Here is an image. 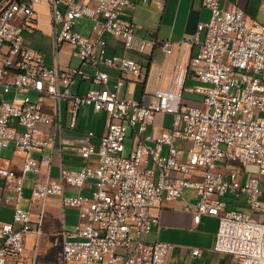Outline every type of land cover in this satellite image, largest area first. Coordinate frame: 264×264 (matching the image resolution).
I'll return each instance as SVG.
<instances>
[{
	"label": "built area",
	"instance_id": "built-area-1",
	"mask_svg": "<svg viewBox=\"0 0 264 264\" xmlns=\"http://www.w3.org/2000/svg\"><path fill=\"white\" fill-rule=\"evenodd\" d=\"M40 1L0 0V52H5L0 63V149L13 143L24 153L20 172L0 165V179L20 198L24 174L39 175L43 165L49 166V157L37 160L29 152L43 151L62 130L63 101L69 128H76L79 111L87 105L104 112L107 124L97 145L93 131L79 139L83 166L60 167L57 180L33 184L30 198L39 204L35 225L31 213L17 203L11 221H0V264L19 263L29 234L38 248L50 195H61L62 207L74 209L77 217L73 230L63 226L59 232L63 264H164L174 246L149 239L159 223L153 210L174 200L191 213L194 225L202 216L217 219L213 250L231 255L234 264H264V22L250 23L238 6L202 0L209 16L197 25L193 41L198 49L189 62L197 84L180 89L170 84L157 88L152 97L135 100L122 93L123 76L141 75V63L125 54L107 55L102 38L107 33L121 39L125 51L147 50L150 41L137 34L127 13L136 8L135 2L46 0L51 24L48 66L44 53L25 46L23 38V32L36 30L35 6ZM82 17L93 21L91 36L74 29ZM65 44L94 68L92 73L60 66ZM159 47L166 53L172 50L169 41L159 42ZM100 65L117 70L111 85ZM77 76L94 86L72 92ZM28 90L36 93L35 100L29 94L17 96ZM183 91L199 95L200 103L187 105ZM10 92L13 98L6 100ZM164 114L171 115L170 126H158L157 135L149 132ZM128 127L132 145L126 154ZM179 140L189 145L178 147ZM229 161L238 167L226 168ZM65 184L75 186L76 193L64 196ZM188 190L194 202L188 200ZM227 195L245 196L246 209L227 208ZM201 253L198 247L190 249L192 256Z\"/></svg>",
	"mask_w": 264,
	"mask_h": 264
},
{
	"label": "crops",
	"instance_id": "crops-1",
	"mask_svg": "<svg viewBox=\"0 0 264 264\" xmlns=\"http://www.w3.org/2000/svg\"><path fill=\"white\" fill-rule=\"evenodd\" d=\"M133 1L136 4V8L132 11H127V13L137 25V34L150 41L147 50L143 53L132 50L125 51L121 39L113 38L107 33L102 36L107 42V55L125 54L136 59L142 65L141 75L123 76L126 83L122 93L128 98L141 100L147 96L152 97V93L157 88H166L170 84H173L176 89L197 84L189 67V62L198 49V46L193 41L197 32V25L206 21L209 16V10L203 6L202 0ZM220 4L222 7H230L232 5L240 7L250 23L264 22V0H220ZM92 25L89 28L88 36L92 35ZM199 35L203 37V32H199ZM161 41L171 42L172 50L170 53L164 52L159 47V42ZM44 57L47 65L45 54ZM59 61L62 68L77 67L88 73H92L94 70L91 65L83 64L74 54V48L68 44H65L61 49ZM50 65H52L51 55L48 66ZM99 68L109 73V83L111 85L118 74L117 70L104 65H100ZM93 86L94 84L91 82L77 76L71 86L73 89H70L74 93H83ZM182 95L187 105H198L200 103L201 97L199 95L188 94L184 91ZM67 106L65 102L64 110L62 108V130L55 134L50 145L43 151L32 150L29 152L37 160L43 156L50 158L49 166L45 167L43 165L42 172L39 175L33 172L24 174V194L22 197L29 199L27 202L28 208L25 210L31 213L32 225H35L39 213L38 202H34L35 200L31 201L30 198L33 184L37 180H57L60 167L77 170L83 166L85 161L78 153L79 139L85 132L93 131V142L97 145L100 136L106 128V114L93 110L90 105L80 109L76 128H69ZM166 116V114L157 116L155 119L157 126L155 128L149 126L148 131L157 135L160 131L159 127L168 128L170 125L165 126L164 124ZM169 118L172 120L171 115H169ZM39 128L44 132H51V128L45 125H39ZM9 149L11 150L10 155L1 156L2 151ZM23 161L24 153L15 149L13 143L0 149V165L13 168L19 173ZM88 162L94 163L95 158ZM29 174L31 175L29 176ZM76 191L77 188L75 186L65 184L63 194L64 196H69L75 194ZM82 191L87 193L89 189L85 188ZM22 197L16 198L15 192L10 188H6L3 180L0 179V221H11L14 204L17 203L20 206ZM5 198L8 200L5 201ZM187 198L191 202L195 201L193 194L189 190L187 191ZM66 210L69 212L68 217L71 224L74 225L77 221L76 212L70 207H62L61 195H50L46 198L41 239L52 236L54 241L56 239L59 240L61 228L63 226L66 227ZM153 213L159 215V223L153 226L149 239L169 242L174 246L164 264H234L231 255L213 250L218 224L215 217L202 216L200 222L194 225L191 213L182 209L180 200L164 203L154 209ZM32 238V234L26 237L25 249ZM193 247L200 248L202 251L201 255L192 256L190 249Z\"/></svg>",
	"mask_w": 264,
	"mask_h": 264
},
{
	"label": "rangeland",
	"instance_id": "rangeland-1",
	"mask_svg": "<svg viewBox=\"0 0 264 264\" xmlns=\"http://www.w3.org/2000/svg\"><path fill=\"white\" fill-rule=\"evenodd\" d=\"M35 19H37V23L35 26L34 33H28L23 32V38H24V45L41 50L47 60V65L50 61V55H51V41H50V30H51V24H50V12H49V5L46 0H41L39 4L35 6ZM93 21H91L87 17H82L76 20L75 29L78 30L83 36L87 37L89 35V28L92 25ZM147 39V38H146ZM4 51L0 52V63L4 56ZM73 89V88H71ZM25 94H29L30 98L32 100L36 99V93L32 90H28L26 92H19L17 94L18 97H22ZM190 96V95H189ZM193 96V95H191ZM195 97V96H193ZM4 98L6 100H11L13 98V92L6 93L4 95ZM89 107V106H88ZM62 108L64 110L65 108V102L62 103ZM164 118V124L165 126H169L171 119L169 118V115ZM11 124H16V119H11ZM160 124V123H159ZM131 134V128H127V139L125 141L126 145V154H128L129 150L131 149L132 145V139L130 138ZM176 145L178 147H185L189 145L188 143L184 141H177ZM11 150H4L1 152V156H8L10 155ZM224 165L226 168L230 167H238V163L235 161H229L228 163L224 162ZM248 168L253 169V166H249ZM31 174H29L30 176ZM264 188V187H262ZM223 199L227 203V208L230 209H240L245 210V196H240L239 198H235L234 196L227 195L223 197ZM28 198L22 197L20 200V206L23 209L28 208ZM36 202V200L34 201ZM66 229L67 230H73L74 225L71 224L69 219V212L66 210ZM34 237L29 240L27 247L25 251L23 252L21 256V260L18 264H63L61 262V256H60V243L59 240L56 239L54 241V238L52 236L44 237V239L39 240L38 248L35 249L34 247ZM178 243V242H176Z\"/></svg>",
	"mask_w": 264,
	"mask_h": 264
}]
</instances>
